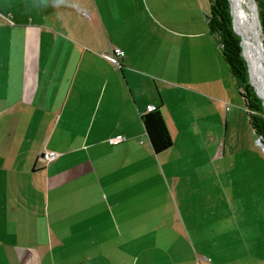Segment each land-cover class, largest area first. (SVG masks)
Listing matches in <instances>:
<instances>
[{
	"label": "crops",
	"instance_id": "1",
	"mask_svg": "<svg viewBox=\"0 0 264 264\" xmlns=\"http://www.w3.org/2000/svg\"><path fill=\"white\" fill-rule=\"evenodd\" d=\"M209 12L210 0H0V264H223L212 156L252 134L226 109L239 92ZM114 47L119 63L104 56ZM147 105L172 139L160 153Z\"/></svg>",
	"mask_w": 264,
	"mask_h": 264
},
{
	"label": "rangeland",
	"instance_id": "2",
	"mask_svg": "<svg viewBox=\"0 0 264 264\" xmlns=\"http://www.w3.org/2000/svg\"><path fill=\"white\" fill-rule=\"evenodd\" d=\"M250 1L252 3L255 2L254 0L246 1L245 9L248 16H250V9L247 6V2ZM231 2L230 6L227 0V6L231 24L232 15L230 9L232 8L236 28L238 20L234 15L233 0ZM257 22L259 28L258 19ZM237 31L240 32L239 28ZM242 34L244 33L242 32ZM259 36L263 42L262 34L259 33ZM244 53L246 59H248L245 47ZM242 58L245 62L248 77L247 63L243 56ZM238 97L240 108H237L231 102H228L227 106L228 109L233 110L237 121L246 122L247 128L252 134V142L249 137L243 136L240 139L242 143L240 148L227 149L223 156L220 154L221 147H217L215 154L212 156L214 161L210 165L212 169L210 171L211 175L214 176L213 184L216 190V204L214 211L208 214L211 220L208 232L211 233L212 236L210 237L215 243L216 256H214V262H223V264H264V199L256 200L249 188L253 184L250 180L251 173L255 171L262 172L258 185L264 187V151L260 145L256 144L257 137L249 124L244 102L239 93ZM259 155H262V158ZM202 163L203 160L201 158L197 161H192V164L201 171L204 169ZM222 250L230 258L222 257Z\"/></svg>",
	"mask_w": 264,
	"mask_h": 264
},
{
	"label": "trees",
	"instance_id": "3",
	"mask_svg": "<svg viewBox=\"0 0 264 264\" xmlns=\"http://www.w3.org/2000/svg\"><path fill=\"white\" fill-rule=\"evenodd\" d=\"M254 1L256 4L264 44V4L261 0ZM253 11L257 21L254 4ZM206 20L210 33L216 37L217 42L221 47L223 60L229 67L239 95L244 102L249 124L256 137L260 138L262 144L264 145L263 105L261 99L256 95L253 86L248 80L245 62L241 55L240 37L232 29L227 0H210V12L207 15ZM242 49L245 56L243 46ZM248 68L252 82L258 93L262 96L261 87L257 81V77L253 71H251L249 65ZM141 121L149 143L155 153L165 151L171 146L172 139L159 109L155 108L152 111H147V113L141 117Z\"/></svg>",
	"mask_w": 264,
	"mask_h": 264
},
{
	"label": "bare ground",
	"instance_id": "4",
	"mask_svg": "<svg viewBox=\"0 0 264 264\" xmlns=\"http://www.w3.org/2000/svg\"><path fill=\"white\" fill-rule=\"evenodd\" d=\"M247 0H233L234 5V15L237 22V33L242 37L241 44L245 47L248 59V65L257 77V81L260 84L262 98H264V49L261 45V38L259 36V29L257 21L253 11V3L247 2V6L250 9L249 15L245 9V3ZM231 2V0H230ZM232 3V2H231ZM250 17V18H249ZM242 32L244 34H242ZM249 60V61H248ZM250 62V63H249Z\"/></svg>",
	"mask_w": 264,
	"mask_h": 264
},
{
	"label": "built area",
	"instance_id": "5",
	"mask_svg": "<svg viewBox=\"0 0 264 264\" xmlns=\"http://www.w3.org/2000/svg\"><path fill=\"white\" fill-rule=\"evenodd\" d=\"M104 56L113 63H119L118 59H119V57L123 56V51L120 48L114 47L111 49V51L109 53H105ZM154 109H155V107L152 105H147V107H146L147 111H152ZM226 109H228V107H226ZM122 140H123L122 137L116 136L114 138L109 139L108 142H109V144H116V143L121 142ZM257 141H259V138H257ZM56 156H57V154L55 152H46V153H43L42 159L44 161H49L51 159H54Z\"/></svg>",
	"mask_w": 264,
	"mask_h": 264
},
{
	"label": "water",
	"instance_id": "6",
	"mask_svg": "<svg viewBox=\"0 0 264 264\" xmlns=\"http://www.w3.org/2000/svg\"><path fill=\"white\" fill-rule=\"evenodd\" d=\"M228 1H229V3H230V0H228ZM253 3H254L255 10H256V16H257V19H258V13H257V9H256V4H255V2H253ZM230 6H231V3H230ZM230 11H231V15H232V29H233V31H234L237 35H239V34L237 33V31H236V28H235V21H234V17H233V14H232V8L230 9ZM258 21H259V19H258ZM259 28H260V33L262 34V30H261V26H260V24H259ZM239 37H240L241 53H242V56L244 57V59H245V61H246V63H247V70H248V79H249V82H250V84L253 86V88L255 89L257 96L261 99V102H262V105H263V109H264V98H262V96L258 93V91H257V89H256V87H255V85H254L253 82H252L251 76H250V74H249L248 62H247V60H246V58H245V56H244V54H243V49H242V44H241V41H242L241 38H242V37H241L240 35H239ZM261 45H262V48L264 49V44H263V42H261ZM256 142H257V144L260 145V146L263 148V150H264V145L262 144L260 138H259V141L256 140Z\"/></svg>",
	"mask_w": 264,
	"mask_h": 264
}]
</instances>
